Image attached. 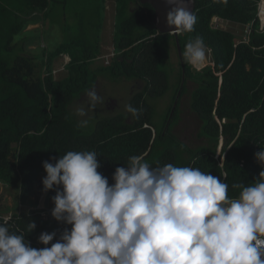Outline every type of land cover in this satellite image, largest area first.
I'll use <instances>...</instances> for the list:
<instances>
[{"label":"trees","instance_id":"1","mask_svg":"<svg viewBox=\"0 0 264 264\" xmlns=\"http://www.w3.org/2000/svg\"><path fill=\"white\" fill-rule=\"evenodd\" d=\"M21 2L22 8L17 9L0 2V183L12 189L21 204L30 201L37 187L43 190L42 177L47 175L43 162L55 163L53 157L59 159L70 150L96 151L101 164L98 171L110 185L115 169L125 167L133 155L143 156L151 166L171 163L209 172L229 185L230 197L238 192L233 184L249 185L259 177L262 168L255 154L264 147V32H257L259 0H197L194 30L179 37V46L175 36L158 34L150 5L116 0L114 43L124 62L117 57L111 65L98 68L93 66L101 51L107 0ZM58 6L65 20L63 29L67 10L73 14L75 29H64L68 41L52 52L44 50L42 56L27 52L29 37L15 43L16 37L25 36L28 26L42 18L47 25ZM215 17L244 27L254 23L255 31L248 43L239 44L242 38L213 28ZM197 37L203 39L207 52L212 51V64L200 71L182 55L186 44ZM173 48L178 64L172 61ZM65 54L72 59L67 75L55 80L54 63ZM168 61L171 73L165 69ZM105 73L112 79L145 84L131 100L139 114H131L130 123L126 115L119 114L96 120L93 128H80L71 107L94 90ZM173 73L177 75L176 87L169 106L158 118L156 102L171 92ZM187 94L200 123L198 137L203 143L197 147H190L175 132ZM221 143L222 155L217 158ZM55 194L54 187L45 195L43 209L17 211L8 222L13 231H24L33 248L45 247L38 242L41 233L55 232V243L65 228H71L52 216ZM29 222L36 224L31 232H27Z\"/></svg>","mask_w":264,"mask_h":264},{"label":"clouds","instance_id":"2","mask_svg":"<svg viewBox=\"0 0 264 264\" xmlns=\"http://www.w3.org/2000/svg\"><path fill=\"white\" fill-rule=\"evenodd\" d=\"M166 3L172 6L166 14L170 32H192L196 16L189 0ZM207 53L197 37L182 55L199 69L209 63ZM101 102L89 90L88 107L75 114L86 117ZM126 111L139 114L131 105ZM87 126V119L78 122ZM255 156L259 177L249 185L233 184L238 192L230 197L229 185L209 172L171 163L151 166L137 155L115 169L110 185L98 171L96 151H67L53 157L55 163L43 162L42 184L45 192L55 187L52 216L71 228L55 243V232L41 233L38 242L45 247L36 249L4 219L0 264H264V147ZM35 228V222L27 224V232Z\"/></svg>","mask_w":264,"mask_h":264},{"label":"rangeland","instance_id":"3","mask_svg":"<svg viewBox=\"0 0 264 264\" xmlns=\"http://www.w3.org/2000/svg\"><path fill=\"white\" fill-rule=\"evenodd\" d=\"M22 0H0L1 3H3L6 7H13V8H22L23 2ZM61 7L58 6L57 9L53 12L52 14V19L48 20V24L46 26L45 32L41 31V33L37 30L34 29V26H28L26 29V32L28 31L27 37L28 39L31 40V42H35L39 37H43L42 39H46L48 45H49V50L52 52L54 51L59 45L62 43L68 41V31L69 29H75L74 27V19H73V14L71 13V9L67 10L68 17L66 19V24L65 28L68 29L65 30L67 32V36L64 33V29L62 27L61 22H65V20L60 16L61 14ZM37 21H39L37 19ZM43 21V18H42ZM41 23V22H40ZM111 28V27H110ZM224 28V29H223ZM218 29L225 30L227 32H232L237 36L238 39H241L242 36H244V32L247 30V27H244L242 25L238 24H232V23H223V25L220 24L218 26ZM112 28H111V33L112 35ZM23 36V37H22ZM181 36V35H180ZM22 38H24V35H21L19 37H16L15 43H22ZM29 40V41H30ZM26 44V43H25ZM42 47V46H41ZM32 54H34L36 51H30ZM38 56H42L43 51L39 50L37 53H35ZM15 56V54L13 55ZM118 56V55H117ZM117 56L114 58L106 60L107 62H104L103 60L98 64L99 67H107L112 64V60L116 59ZM172 61L175 64H178V53L176 52V49H172ZM208 57V53H207ZM61 60V59H59ZM57 61V63L59 62ZM62 63L60 65V71L56 72L55 68H58L57 66H54L53 72H56L54 74L55 79L60 80L62 76L67 75V72L65 70V64L69 63L67 62H60ZM207 59L203 66L199 69H203L206 67ZM93 68H98L96 65L93 66ZM165 69L171 73L170 71V62L168 61L165 64ZM55 70V71H54ZM198 70V69H196ZM45 68L43 69V75L45 76ZM175 73V72H174ZM174 73L171 74V92L167 94V96L164 99L157 100V108H158V118H160L164 112L165 109L170 104V96L173 94V89L176 87V77H174ZM108 74H104L97 83V86L95 87V91L99 96L102 97V102L98 103L96 106V109L94 110H88L87 116L86 117H79L75 114L76 109L78 107L84 106L87 108L88 106L84 103L86 100V95L83 97L82 100L76 102L72 107L71 111L78 117V120L80 121L81 119H87L89 120L88 125L90 127H95L96 120L101 119L102 117H108V116H116V115H126L127 120L130 123L132 118H131V113H128L126 111V106L131 105V100L132 98L137 95L143 88H144V83L143 82H135V81H130L127 79H112L111 77L107 76ZM188 86L190 90L194 87V85L190 82L188 83ZM115 101L116 104H112L111 102ZM182 120L180 124L177 126L175 129L176 134L184 141L187 143L190 147H197L200 146L203 141L201 138L198 137L199 134V125L200 123L196 119V115L192 112L190 108V96L187 94L182 101ZM222 144H220L219 150L222 149ZM46 176L42 177L45 178ZM48 193L43 191L40 187L36 188L34 196L30 199V201L27 204H21L20 201L17 200L16 193L10 189L9 187L5 186L4 184L0 183V212L2 215L4 214H13L17 211H29L34 209L35 207H43L44 204V199L45 195Z\"/></svg>","mask_w":264,"mask_h":264},{"label":"crops","instance_id":"4","mask_svg":"<svg viewBox=\"0 0 264 264\" xmlns=\"http://www.w3.org/2000/svg\"><path fill=\"white\" fill-rule=\"evenodd\" d=\"M116 5H117L116 4V0H107V2L105 4V8H106L105 21H104V26H103L102 40L100 42L101 51H100V54L97 57V61L94 64L97 67H99L98 64L102 60L104 62H107L106 60L114 58L115 56L120 54V53L116 52L115 43H114L115 33H116V23H117ZM30 26H34V29L41 33V31L45 32V29H46L47 25L45 24L44 21H41V23H37L35 25H30ZM110 27L113 29L112 30V35H110V33H111V28ZM28 33H29L28 31L27 32L25 31V36L24 37H27ZM42 38L43 37H39L34 43L31 42V40H30L25 45V48H26L27 52L32 54V52H30V51L35 50L36 51L35 53H37V51L39 52V50H42V51L45 50L48 53V51H50L49 50V45H48L46 39H42ZM64 43H62V44H64ZM58 47H60V45ZM65 56H68L69 58H67V57L65 58ZM59 59H61V60H59ZM57 60H59L58 63L56 62ZM57 60L54 63L55 66H57V67L59 66L58 68H55L56 72L60 71L59 70L60 69V65L62 64L60 62H67V61L69 63L65 64V70L68 71V68H69V66L71 64V61H72L70 55L69 54H65V55L61 56L60 58H58ZM53 69H54V66H53ZM65 76L66 75L62 76V78L65 77Z\"/></svg>","mask_w":264,"mask_h":264},{"label":"water","instance_id":"5","mask_svg":"<svg viewBox=\"0 0 264 264\" xmlns=\"http://www.w3.org/2000/svg\"><path fill=\"white\" fill-rule=\"evenodd\" d=\"M139 1L142 5H150L154 9L155 17L153 20V24L158 34L175 36L177 44L179 46V37H180L179 35H181L182 33H171L170 32L171 29H169L166 26V14L171 9L172 6L168 5L166 3V0H139ZM196 2L197 0H189V10L194 12V14H195V9H196ZM119 61L124 62V58L120 56ZM130 63H132V60H130ZM177 102H176V105H177ZM175 107H174V110H175ZM174 110H173V113H174Z\"/></svg>","mask_w":264,"mask_h":264},{"label":"built area","instance_id":"6","mask_svg":"<svg viewBox=\"0 0 264 264\" xmlns=\"http://www.w3.org/2000/svg\"><path fill=\"white\" fill-rule=\"evenodd\" d=\"M261 2H262V0H259V2H258V10H257V19L260 21V28H259V30L257 31V32H264V26H263V24H262V20H261ZM223 23H230V22H228V21H225V20H222V19H220V18H218V17H215L214 19H213V21H212V26H213V28H215V29H218V26H220V24L221 25H223ZM247 30L244 32V36L242 37V39H241V41H239L238 43L240 44V43H248L249 42V40H250V36H251V34L255 31V29H254V23H250V24H248L247 26ZM224 29V28H223ZM211 60H212V51L211 50H209L208 51V61H209V63H206V66H208V65H210V64H212V62H211ZM205 68V67H204ZM200 70H202V69H198V71H200ZM54 74H56V72H53ZM53 74V75H54ZM55 77V76H54ZM221 155H222V153H221V149H220V151L218 152V154H217V158H220L221 157ZM222 161H224L225 160V156L223 155L222 156V159H221ZM44 207H39V209H43ZM22 211H19V212H17L18 214H20ZM12 216H13V214H4V215H1L0 217L4 220V219H7L8 220V222L9 221H11V219H12Z\"/></svg>","mask_w":264,"mask_h":264},{"label":"bare ground","instance_id":"7","mask_svg":"<svg viewBox=\"0 0 264 264\" xmlns=\"http://www.w3.org/2000/svg\"><path fill=\"white\" fill-rule=\"evenodd\" d=\"M263 9V5H262V3H261V10ZM204 69V68H203Z\"/></svg>","mask_w":264,"mask_h":264},{"label":"flooded vegetation","instance_id":"8","mask_svg":"<svg viewBox=\"0 0 264 264\" xmlns=\"http://www.w3.org/2000/svg\"><path fill=\"white\" fill-rule=\"evenodd\" d=\"M111 103H112L113 105H114V104H116V102H115V101H113V102H111Z\"/></svg>","mask_w":264,"mask_h":264}]
</instances>
